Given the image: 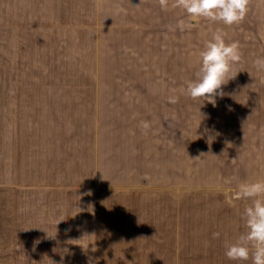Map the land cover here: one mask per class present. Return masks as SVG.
<instances>
[{
	"label": "crops",
	"instance_id": "obj_1",
	"mask_svg": "<svg viewBox=\"0 0 264 264\" xmlns=\"http://www.w3.org/2000/svg\"><path fill=\"white\" fill-rule=\"evenodd\" d=\"M146 3L150 7L146 0L97 1L95 43L102 79L112 63L149 66L148 26L140 21V14L149 11ZM183 88L98 85L95 92H101L102 103L108 99L106 104L115 105L116 112L109 114L120 122L102 124L83 148L65 143L58 153L51 139L39 148L29 140L35 133L24 136L17 116L7 128L5 113L0 123V264H251V259L237 262L224 254L225 241L245 230L243 211L249 203L229 205L226 199L240 182L264 179V85H223L224 96L216 97L215 107L183 95ZM170 95L178 102L168 103ZM200 102L209 111L206 119L185 132L184 104L193 108ZM152 110L158 111L155 129ZM141 121L151 125L146 134ZM102 189L108 211L103 216L105 209L94 210L88 220L86 197L95 193L92 205L103 204ZM75 225L78 232L72 234ZM19 235L32 242H10ZM54 235L78 236L80 242L37 243Z\"/></svg>",
	"mask_w": 264,
	"mask_h": 264
},
{
	"label": "rangeland",
	"instance_id": "obj_2",
	"mask_svg": "<svg viewBox=\"0 0 264 264\" xmlns=\"http://www.w3.org/2000/svg\"><path fill=\"white\" fill-rule=\"evenodd\" d=\"M97 1L0 0V123L4 122L6 113L8 128L10 119L17 116L20 132L24 136L35 133L29 140L36 141L39 148L48 139L55 149L59 146L57 153L65 143L73 148H83L89 143L92 132H97L102 124L117 125L120 122L118 117L109 114L113 110L116 112L115 105L106 104L105 100L110 101L108 99L102 103L101 92H95L98 85L144 84L153 90L171 85L185 87V82L193 79L199 68L198 53L204 42L218 28L226 33V42H239L242 53L241 63L234 68L239 72L227 84L264 85V72H258L253 66L257 57H264V0H250L249 11L239 24L226 26L201 18L191 29L183 30L180 25L190 20L183 10L171 6L163 10L158 0H146L150 7L146 3L144 8L149 11L140 14L144 16L140 21L145 20L144 25L148 26L144 33L145 47L150 48L146 53L149 66L134 69L135 64L133 68L128 64L120 68L112 63L109 69L103 70V79L99 76L101 69L96 55L99 45L95 43L100 28ZM131 22L126 19L125 23ZM114 95L103 93L104 97ZM198 104L193 108L184 104L185 132L200 127L206 119L209 112L206 104ZM157 112L153 111L150 116L151 124L155 123L154 129L158 123ZM41 175L39 173L40 178ZM186 175L190 174H184V177ZM101 191L103 204L99 201L92 205L95 193L86 197L88 220L94 210L105 209L103 216L108 211L105 208L109 205L108 194L104 189ZM77 198L71 201L77 202ZM73 214L77 216V212ZM75 226L71 229L72 234L78 232ZM113 239L120 243L126 240ZM134 239L139 238L129 237L128 241ZM9 240L25 244L32 242V238L26 235ZM91 240L87 236V243ZM79 242L78 236L63 238L54 235L40 237L37 243Z\"/></svg>",
	"mask_w": 264,
	"mask_h": 264
},
{
	"label": "clouds",
	"instance_id": "obj_3",
	"mask_svg": "<svg viewBox=\"0 0 264 264\" xmlns=\"http://www.w3.org/2000/svg\"><path fill=\"white\" fill-rule=\"evenodd\" d=\"M158 3L161 9L167 10L170 0H158ZM249 4L250 0H171V7L183 10L190 17L187 24L180 25L182 30L191 29L193 23L201 18L226 26L239 24L247 15ZM225 37L226 33L218 28L204 42L198 53L199 68L194 78L185 82L183 95L192 100H207L214 107L216 97L224 96L222 86L236 77L239 71L234 68L242 61L239 42H226ZM253 66L258 72H264V57H257ZM178 99L170 95L167 102L175 104ZM139 127L146 134L151 125L148 121H141ZM235 201L249 202L243 211L245 230L234 240L225 241L224 254L232 261L246 262L251 259V264H264V179L240 182L226 199L229 205ZM213 236L219 238L220 233Z\"/></svg>",
	"mask_w": 264,
	"mask_h": 264
}]
</instances>
